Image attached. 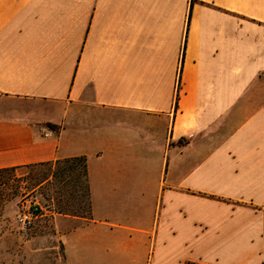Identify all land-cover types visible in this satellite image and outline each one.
<instances>
[{"label":"crops","instance_id":"1","mask_svg":"<svg viewBox=\"0 0 264 264\" xmlns=\"http://www.w3.org/2000/svg\"><path fill=\"white\" fill-rule=\"evenodd\" d=\"M79 156L0 264H264V0H0V170Z\"/></svg>","mask_w":264,"mask_h":264},{"label":"rangeland","instance_id":"2","mask_svg":"<svg viewBox=\"0 0 264 264\" xmlns=\"http://www.w3.org/2000/svg\"><path fill=\"white\" fill-rule=\"evenodd\" d=\"M45 170L46 168L42 166H30L17 171L0 173V213L4 210L5 205H11L19 212L21 204L25 200L31 199L39 201L40 213L50 209L55 211L58 200L61 202L62 208L75 213L81 199L78 195L81 194L84 186L81 169L74 178L69 179L68 177L63 182L54 180L49 185L45 182L40 183ZM76 181L82 187V190L78 192V186L72 188V185H76Z\"/></svg>","mask_w":264,"mask_h":264},{"label":"trees","instance_id":"3","mask_svg":"<svg viewBox=\"0 0 264 264\" xmlns=\"http://www.w3.org/2000/svg\"><path fill=\"white\" fill-rule=\"evenodd\" d=\"M30 166H42L45 167L46 170L42 174V182H45L46 184L53 183L54 180H60L61 182L64 181V179L68 178L72 179L76 174H78L79 169H81V174L84 176V186L83 191L81 194H79L80 203L77 205V210L75 213L69 212L68 209L62 208V205H60L61 202L56 203L55 211L57 213H63V214H71L76 216H82L87 217L90 215L91 211V203H90V197H89V190H88V183H87V167H86V160L84 156L79 157H72V158H66V159H57L54 161H47L42 163H37L33 165H28L26 167ZM78 166H80L78 168ZM7 171H13V169H3L0 170V173L7 172ZM76 185H72V188L74 186H78V190H82L81 185L75 182ZM187 264H194V263H187Z\"/></svg>","mask_w":264,"mask_h":264},{"label":"built area","instance_id":"4","mask_svg":"<svg viewBox=\"0 0 264 264\" xmlns=\"http://www.w3.org/2000/svg\"><path fill=\"white\" fill-rule=\"evenodd\" d=\"M40 211L41 205L39 201L35 199L25 200L16 216L18 226L23 230L29 228L38 214H40Z\"/></svg>","mask_w":264,"mask_h":264}]
</instances>
